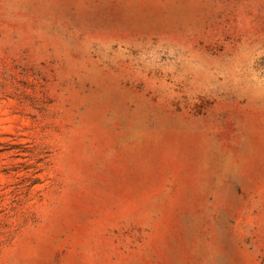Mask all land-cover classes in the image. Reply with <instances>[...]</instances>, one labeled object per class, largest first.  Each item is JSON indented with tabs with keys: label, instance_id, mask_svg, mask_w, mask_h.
<instances>
[{
	"label": "rangeland",
	"instance_id": "374dc122",
	"mask_svg": "<svg viewBox=\"0 0 264 264\" xmlns=\"http://www.w3.org/2000/svg\"><path fill=\"white\" fill-rule=\"evenodd\" d=\"M0 264H264V0H0Z\"/></svg>",
	"mask_w": 264,
	"mask_h": 264
}]
</instances>
